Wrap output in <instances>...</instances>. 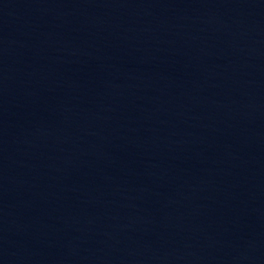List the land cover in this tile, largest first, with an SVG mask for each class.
<instances>
[{
    "label": "water",
    "instance_id": "95a60500",
    "mask_svg": "<svg viewBox=\"0 0 264 264\" xmlns=\"http://www.w3.org/2000/svg\"><path fill=\"white\" fill-rule=\"evenodd\" d=\"M0 264H264V0H79L1 41Z\"/></svg>",
    "mask_w": 264,
    "mask_h": 264
}]
</instances>
